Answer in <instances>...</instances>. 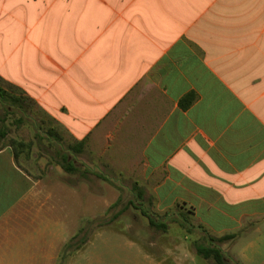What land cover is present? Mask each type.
Listing matches in <instances>:
<instances>
[{
	"label": "crops",
	"instance_id": "crops-1",
	"mask_svg": "<svg viewBox=\"0 0 264 264\" xmlns=\"http://www.w3.org/2000/svg\"><path fill=\"white\" fill-rule=\"evenodd\" d=\"M2 84L42 109L73 154L133 152L156 211H188L206 237L231 235L229 247L264 229V0H0ZM10 114L0 264H23L29 217L76 191L14 157Z\"/></svg>",
	"mask_w": 264,
	"mask_h": 264
},
{
	"label": "rangeland",
	"instance_id": "rangeland-1",
	"mask_svg": "<svg viewBox=\"0 0 264 264\" xmlns=\"http://www.w3.org/2000/svg\"><path fill=\"white\" fill-rule=\"evenodd\" d=\"M24 105L18 124L15 120L20 109L0 102V114L12 110L9 137L32 142L22 149L20 160L30 174L46 177V185L55 179L75 190L76 195L62 193L59 202L46 199L39 223L29 217V231L23 237L29 261L23 264H215L212 258L196 254V244L209 242L188 211L172 208L166 215L156 211L151 189L134 164L133 152L120 148L73 154L68 150V137L42 109L30 101ZM51 126L63 135V142L47 137ZM37 130L41 138L35 136ZM64 156L76 171L66 172L61 167ZM134 184L143 189L142 199L137 197ZM141 209L164 222L166 228L151 227ZM247 242L252 245L245 246ZM215 245L231 262L239 259L242 264H264V229L251 232L234 247ZM244 248L247 258L238 257L237 252Z\"/></svg>",
	"mask_w": 264,
	"mask_h": 264
},
{
	"label": "trees",
	"instance_id": "trees-1",
	"mask_svg": "<svg viewBox=\"0 0 264 264\" xmlns=\"http://www.w3.org/2000/svg\"><path fill=\"white\" fill-rule=\"evenodd\" d=\"M186 98L181 100V105L184 108L190 106L192 102H194L196 96L193 92H191L187 95ZM26 101L31 102V100H29L27 97L17 95L11 90H8L0 85V102L1 103L7 102L9 105L24 111V106H25L24 104ZM46 134H47V137H49V139H53L56 142H61L63 140L62 136L52 126L47 129ZM2 135H4V133H2ZM36 136L40 137L39 134ZM31 143L32 142L16 140L13 138L9 140V145L13 149L14 157H17V153L19 150L26 149L27 147L29 148L31 146ZM81 146L83 147V143L81 144ZM63 159H64V162L61 164V167L66 172L76 171V168L68 162L67 156H64ZM133 189L137 192V197L139 199H142L143 192H144L143 189L137 184L133 185ZM141 212L145 217L148 218V224L151 227H154L156 229L166 228V224L164 222L156 221L155 219L151 217V215L146 210L141 209ZM229 237H231V235L221 236V237H214V236L208 235L207 240L209 244L208 245L196 244V254L206 259L212 258L215 264H242L239 261L231 262L227 257H225L221 248L215 245L216 243H223Z\"/></svg>",
	"mask_w": 264,
	"mask_h": 264
}]
</instances>
